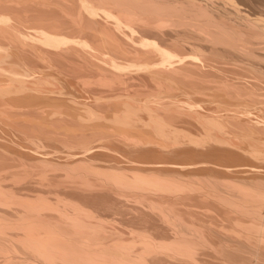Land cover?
<instances>
[{
	"label": "bare ground",
	"instance_id": "1",
	"mask_svg": "<svg viewBox=\"0 0 264 264\" xmlns=\"http://www.w3.org/2000/svg\"><path fill=\"white\" fill-rule=\"evenodd\" d=\"M0 264H264V0H0Z\"/></svg>",
	"mask_w": 264,
	"mask_h": 264
}]
</instances>
